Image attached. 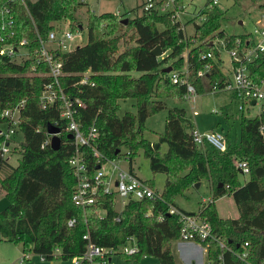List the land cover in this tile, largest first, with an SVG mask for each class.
Returning a JSON list of instances; mask_svg holds the SVG:
<instances>
[{
	"label": "trees",
	"instance_id": "obj_1",
	"mask_svg": "<svg viewBox=\"0 0 264 264\" xmlns=\"http://www.w3.org/2000/svg\"><path fill=\"white\" fill-rule=\"evenodd\" d=\"M249 2L264 9V0ZM80 3L83 2L30 0L24 6L18 0H0V9L10 6L12 10L10 39L26 38L32 52L38 35L45 37L53 21L72 20ZM200 12L202 17L192 22L190 33H185L170 11L142 9L124 22L110 11L88 12L86 41L59 52L63 72L60 82L70 97L80 101L75 119L82 130L92 124L96 128L91 146L104 159L126 160L129 165L141 152L152 173L164 174L160 192L144 180L158 193L157 197L129 198L120 209L115 208L114 192L103 193L101 189L95 202L84 209L71 202L74 177L67 159L73 152L72 140L63 130L64 122L54 107H38V96L48 80L46 65L37 64L33 56L16 62L0 54V114L3 108L24 99L17 128L21 140L13 147L19 157L10 165L0 153V197L9 202L0 212V240L20 244L23 255L32 252L50 260L57 250L58 256L67 260L83 251V235L94 244L115 250L129 238L134 241L136 252L114 254L130 258L133 264H138L141 255L154 257L156 264H176L170 244L178 239L179 223L174 214L168 213V207H176L175 196L204 180L210 200L193 212L176 208L184 213H198L209 223L211 233L233 251L219 248L216 240H207L205 259L216 263L221 255L223 264H264V115L249 117L241 112L238 141L230 146L224 136L223 151L193 143L189 134L193 125L184 110L175 106L167 108L163 132L156 141L143 137L145 119L165 108L163 97L183 99L184 86L172 83L169 72L163 71L165 67L178 71L186 63L187 78L196 93L210 92L214 86L222 89L228 82L219 68L214 40L222 38L228 49H238L247 32L226 33L220 27L223 10L211 0L204 3ZM78 24L81 25L70 24V29L78 28ZM125 27H129L127 37L133 43L119 51L118 39L124 33L118 31ZM156 45L160 56L150 53ZM205 52L211 56L200 58ZM205 63L210 64L207 72L196 76ZM247 67L250 79L259 81L264 75V55L253 58ZM130 71H139L140 75L131 77ZM82 78L84 82L80 83ZM127 98L133 99L135 112L118 116L117 100ZM47 124L59 129L57 150H51L49 145L40 147L48 135ZM161 143L166 145L163 153L159 152ZM91 146L79 148L89 175L97 163ZM239 161L248 168L244 181L239 179ZM224 194L231 196L238 211L236 217L217 214L214 200ZM69 218L74 219L72 226L66 225ZM244 242L247 255L240 259L234 252L242 251ZM198 243L205 245V241Z\"/></svg>",
	"mask_w": 264,
	"mask_h": 264
},
{
	"label": "built area",
	"instance_id": "obj_2",
	"mask_svg": "<svg viewBox=\"0 0 264 264\" xmlns=\"http://www.w3.org/2000/svg\"><path fill=\"white\" fill-rule=\"evenodd\" d=\"M7 3L12 0H6ZM25 6L27 1L30 0H18ZM211 3L214 4L213 0ZM142 9H156L161 12L170 11L171 16L176 18V9L183 8L180 4V0H142ZM201 11V10H200ZM197 13L198 20L202 17L201 12ZM194 16V15H193ZM178 17V16H177ZM197 20V21H198ZM179 21V20H178ZM180 22V21H179ZM13 14L10 6H3L0 9V54L10 57L14 60L15 57L19 58V62L33 56L35 62L46 65L48 77L47 82L43 84L42 90L38 96V107L40 109H46L48 107H54L60 119L64 122L63 130L66 131L73 146V152L67 159V163L71 169V173L74 177V185L71 193V202L81 209L92 205L98 195V190L101 189L103 193L114 192L120 198H124L125 201L129 198L152 199L158 196L144 180L137 177L131 170L119 167L114 160L104 159L93 146L91 141L96 138L97 132L95 126L92 124L85 130H82L75 119L77 112V106L80 101L77 98L70 97L65 87L60 82L63 72L61 69V60L59 58V52L68 51L67 41L72 36V31H78L81 28L66 29L59 32V28L52 26L45 37L38 35L36 46L32 52L29 51L27 46V39L22 37L17 41L10 39L13 35ZM180 27L183 25L180 23ZM214 41L228 52L230 59V69L232 72V79L228 78V82L222 89H216L214 86L210 91L227 90L230 96L235 99L237 104V110L243 112L256 104L258 105V112L256 114L264 115V75L255 82L250 79L248 75V63L258 55H264V9H259L258 15L252 26L251 31L247 32L245 42L240 47H226L222 38H217ZM236 43L239 40L236 39ZM23 52L20 53L19 50ZM210 52L200 54V58L210 57ZM210 64L205 63L201 69L197 70L196 76H203L209 69ZM83 75H86L84 73ZM187 67L185 65L178 71H169V78L172 83L182 84L185 88L183 98H189L194 95L195 89L193 84L187 78ZM228 77V76H227ZM80 83L84 82L82 78ZM24 106V99H20L16 104L10 107L3 108L0 114L2 123L5 124V131H0V153L4 157L10 149V143L13 135L18 132V124L20 123V113ZM255 114V115H256ZM260 129L262 126L259 127ZM191 140L193 143L204 146L209 145L216 150L223 151L225 149L224 137L214 131L200 133L196 128L192 127L190 132ZM50 135H47L41 142L40 147L49 145ZM91 146L93 155L96 158V169L92 175L88 174L86 163L79 150L80 146ZM118 160V159H117ZM111 165V172L107 173L103 170L105 163ZM237 169L240 173L246 175L248 168L244 162L239 161L236 163ZM115 174L112 179V174ZM110 184L113 189L110 188ZM210 199H202L203 203L208 202ZM121 205V206H122ZM168 213L174 214L177 217L178 239L182 241H190L198 243V241H205V245L202 246L198 243L204 252L208 246L207 240H216L219 248L227 249L233 252L223 242L219 241L212 233L209 223L202 218L198 213H184L174 206L168 207ZM74 223L73 218H69L66 221L67 226H72ZM85 240V246L83 251L76 256L69 258L70 264H109V259L112 254L119 253L123 255H131L136 252V246L132 239H126V242L115 249H107L91 242L87 235L82 236ZM247 243L242 244V251L234 252L235 255L242 259L247 255ZM57 252V250H56ZM27 254L22 255V259H27ZM41 258V257H40ZM42 259V258H41ZM203 264H223L221 255L217 256V262L212 263L209 260L204 261Z\"/></svg>",
	"mask_w": 264,
	"mask_h": 264
},
{
	"label": "rangeland",
	"instance_id": "obj_3",
	"mask_svg": "<svg viewBox=\"0 0 264 264\" xmlns=\"http://www.w3.org/2000/svg\"><path fill=\"white\" fill-rule=\"evenodd\" d=\"M207 0H180L183 8L176 9V18L184 27L185 33L192 31V22L197 21V13L203 8ZM80 3L74 10V18L72 20L61 19L53 21V26L64 31L70 28V24L80 22L81 28L76 32L72 31L71 38L67 41V50H71L77 44L86 41V17L88 12L99 13L103 11H110L116 13L120 18H129L134 14L141 12L142 0H79ZM214 4L223 10V18L221 21V28L226 33H241L251 31L255 19L258 15L259 8L257 5L252 4L249 0H213ZM194 15V16H193ZM178 16V17H177ZM158 27H162L160 23ZM122 34L118 39V50L124 49L125 46L132 44L127 37L130 32L129 27L119 29ZM218 50V59L220 61V70L232 79V72L230 69V59L228 52L214 41ZM23 52L22 49L19 50ZM183 51V55H184ZM14 61L18 62L19 58L15 57ZM30 74V73H29ZM131 77L140 75L139 71H130L128 73ZM165 108L149 115L143 124V137L154 142L157 140L158 135L163 132L164 118L167 108L180 107L184 110L185 117L194 125L200 133L214 131L221 134L223 137L227 136L230 146H233L239 138L240 133V113L237 110L238 102L230 96L227 90L212 91L207 93H195L189 98H176L172 96L163 97ZM117 115L121 116L124 112H135L133 106V99H118ZM225 107L223 111L222 108ZM258 105L250 108L248 112L244 108L242 111L245 115L251 117L258 112ZM226 115H225V114ZM0 131H5V124L0 122ZM21 140V133L16 132L11 140L10 149L4 155L6 162L14 165L19 157L18 151L14 149L16 142ZM166 150L165 143H161L159 152L163 153ZM123 152V149H122ZM114 162L121 168L127 169L128 163L125 160H114ZM136 176L142 180L148 181L154 190L160 192L162 189L164 174L161 172L152 173L148 167V160L141 152H138L130 162ZM103 170L107 173L111 172V165L107 162L103 165ZM2 177V173H0ZM115 174H112L114 179ZM247 175L239 174L240 181H244ZM110 188L113 189L110 184ZM2 191L0 190V195ZM202 199H210V192L206 181L201 180L197 187L191 186L187 188L183 195H177L173 198V203L178 208L184 211H196L199 204H203ZM115 208L120 209L124 198H120L114 193ZM214 206L217 214L221 217H236L238 214L237 208L230 195H222L214 200ZM176 242H171L170 248L174 256L176 264H203L205 261L204 253L199 249L195 256H191L187 250H180L176 247ZM198 244V243H197ZM199 245V244H198ZM22 249L20 244L13 243L6 240H0V264H70V259L62 260L55 252V256L48 260L40 258L39 255L29 252L26 256L27 259H22ZM192 257V258H191ZM199 257L201 263L199 262ZM192 259V262L189 259ZM110 264H133L130 258H123L118 254L110 256ZM138 264H156V259L151 256H139L137 259Z\"/></svg>",
	"mask_w": 264,
	"mask_h": 264
},
{
	"label": "water",
	"instance_id": "obj_4",
	"mask_svg": "<svg viewBox=\"0 0 264 264\" xmlns=\"http://www.w3.org/2000/svg\"><path fill=\"white\" fill-rule=\"evenodd\" d=\"M126 17L122 19V21H126ZM80 27L81 25L78 24ZM150 53L154 56H160L161 55V50L159 49V46L156 45L151 49ZM164 72H169L170 71V66H167L163 69ZM46 133L50 135V141H49V148L51 150H57L59 147V129L51 124L46 125ZM238 172L240 173V170L238 169ZM199 185V182L194 183V187H197ZM9 205V202L5 197H0V212L5 210Z\"/></svg>",
	"mask_w": 264,
	"mask_h": 264
},
{
	"label": "crops",
	"instance_id": "obj_5",
	"mask_svg": "<svg viewBox=\"0 0 264 264\" xmlns=\"http://www.w3.org/2000/svg\"><path fill=\"white\" fill-rule=\"evenodd\" d=\"M194 127V125H193ZM126 161V160H125ZM128 163V162H127ZM130 166V167H129ZM129 170H131L134 174L135 172L133 171V168L131 167V164H128L127 167ZM136 175V174H135ZM138 177V176H137ZM177 207V206H176ZM172 242H176V247L180 250H187V252L191 255V256H195V254H197L199 252V249H201V251L204 253V249L201 248L200 245L194 243V242H190V241H182V240H175ZM192 258V257H191ZM189 259L190 262H192V259ZM199 262L201 263V259L199 257ZM110 261V259H109ZM176 263V262H175ZM110 264V263H109Z\"/></svg>",
	"mask_w": 264,
	"mask_h": 264
}]
</instances>
